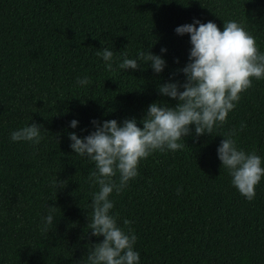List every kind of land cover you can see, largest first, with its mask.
Instances as JSON below:
<instances>
[{
  "label": "trees",
  "instance_id": "obj_1",
  "mask_svg": "<svg viewBox=\"0 0 264 264\" xmlns=\"http://www.w3.org/2000/svg\"><path fill=\"white\" fill-rule=\"evenodd\" d=\"M194 18L221 30L224 21L243 23L264 53V0H0V264H87L103 240L87 227L99 185L89 181L95 163L74 153L69 133L90 134L93 119L135 117L142 127L150 104L175 106L158 88L185 82L178 70L188 63L190 34L175 29ZM103 47L114 53V72L97 55ZM141 50L161 55L163 72L151 61L119 69L124 53L135 59ZM85 76L91 83L78 84ZM32 122L44 126L38 145L11 140ZM233 129L238 148L255 150L264 166V79L253 78L212 134L197 138L192 126L183 149L153 152L110 195L118 224L133 221L140 264H264V177L249 201L217 154ZM56 177L67 185L55 188ZM47 205L57 211L42 233Z\"/></svg>",
  "mask_w": 264,
  "mask_h": 264
},
{
  "label": "clouds",
  "instance_id": "obj_2",
  "mask_svg": "<svg viewBox=\"0 0 264 264\" xmlns=\"http://www.w3.org/2000/svg\"><path fill=\"white\" fill-rule=\"evenodd\" d=\"M198 25V27H197ZM179 35L190 34L192 45L189 60L179 69L186 80L166 82L159 85V92L178 103L171 106L160 101L150 104L141 119L126 118L121 124L116 119L101 123L93 119L95 130L86 136L69 133L70 147L74 153L88 157L95 163V170L89 173L93 186L99 191L92 194L91 213L87 225L91 236L103 237L92 244L87 254V264H140V253L134 249L137 235L131 228L133 221L125 219L118 224L119 214H113L114 201L109 197L115 191L120 194L129 181L139 175L142 159L159 150L173 152L185 147L184 138L192 134L199 138L212 134L213 129L227 122L228 114L235 109L241 93L253 87V78L264 79V53L259 50L257 39L243 23L235 20L224 21L223 30L213 21L207 23L194 18L193 23L180 25L175 29ZM167 49H161L166 52ZM106 71L114 72V53L107 47L101 52ZM119 63V69H140L141 63L151 61L155 73L163 72L166 61L161 55L150 50L139 51L137 58L129 59L127 54ZM179 62V61H177ZM77 83H91L89 77L77 78ZM183 89V90H181ZM79 121L70 122L72 128ZM245 125H242L243 128ZM42 124L35 122L11 132V140L29 141L38 145L44 138ZM236 130L221 140L217 154L222 167L232 177L231 183L247 200L255 198L256 186L264 177L262 157L255 150L246 152L238 148L234 136ZM119 174V180L115 177ZM66 180L53 179L57 189L67 185ZM182 188L177 189L179 194ZM48 214L41 218V232L47 233L54 222L57 206H48Z\"/></svg>",
  "mask_w": 264,
  "mask_h": 264
}]
</instances>
